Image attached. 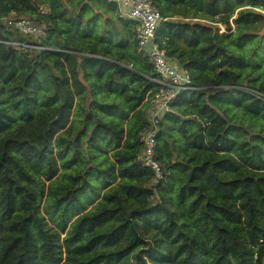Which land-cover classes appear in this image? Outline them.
Segmentation results:
<instances>
[{"label": "trees", "instance_id": "obj_1", "mask_svg": "<svg viewBox=\"0 0 264 264\" xmlns=\"http://www.w3.org/2000/svg\"><path fill=\"white\" fill-rule=\"evenodd\" d=\"M155 4L194 87L158 120L160 178L140 162L159 85L135 21L0 0L44 28L0 25V264H264V0Z\"/></svg>", "mask_w": 264, "mask_h": 264}, {"label": "built area", "instance_id": "obj_2", "mask_svg": "<svg viewBox=\"0 0 264 264\" xmlns=\"http://www.w3.org/2000/svg\"><path fill=\"white\" fill-rule=\"evenodd\" d=\"M114 3L117 8V16L135 21L137 49L150 62L157 78L151 81L159 85V89L152 95L149 110V128L139 133L142 143L140 156L141 165L153 170L158 178L162 177L159 161L156 159L155 149L157 144L158 120L171 108L172 102L183 90H191L190 79L187 70L180 67L174 60L167 57L165 51L156 41V32L165 20L155 4V0H106ZM0 25L11 27L20 34L39 39L44 35L42 25L24 16L4 15L0 16ZM14 46L18 43L8 42ZM29 47H38L24 44ZM264 100V98H262Z\"/></svg>", "mask_w": 264, "mask_h": 264}, {"label": "rangeland", "instance_id": "obj_3", "mask_svg": "<svg viewBox=\"0 0 264 264\" xmlns=\"http://www.w3.org/2000/svg\"><path fill=\"white\" fill-rule=\"evenodd\" d=\"M43 10L45 11L46 10V8H43ZM220 32L221 33H224L225 32V28H224V26H220ZM264 56V40H263V43H262V45H261V47H260V49H259V57H263Z\"/></svg>", "mask_w": 264, "mask_h": 264}]
</instances>
